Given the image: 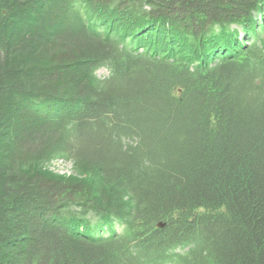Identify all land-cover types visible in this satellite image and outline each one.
Returning a JSON list of instances; mask_svg holds the SVG:
<instances>
[{
	"label": "trees",
	"instance_id": "1",
	"mask_svg": "<svg viewBox=\"0 0 264 264\" xmlns=\"http://www.w3.org/2000/svg\"><path fill=\"white\" fill-rule=\"evenodd\" d=\"M263 17L0 0V264H264Z\"/></svg>",
	"mask_w": 264,
	"mask_h": 264
},
{
	"label": "rangeland",
	"instance_id": "2",
	"mask_svg": "<svg viewBox=\"0 0 264 264\" xmlns=\"http://www.w3.org/2000/svg\"><path fill=\"white\" fill-rule=\"evenodd\" d=\"M262 22H263V27H264V17L261 18ZM97 76L104 78L108 75V70L105 68H101L97 71ZM48 170L50 172H52L55 175H59V176H73V168H72V164L70 161H66V160H56L53 161L52 163H50L47 166ZM119 230V229H118Z\"/></svg>",
	"mask_w": 264,
	"mask_h": 264
},
{
	"label": "water",
	"instance_id": "3",
	"mask_svg": "<svg viewBox=\"0 0 264 264\" xmlns=\"http://www.w3.org/2000/svg\"><path fill=\"white\" fill-rule=\"evenodd\" d=\"M161 224H159V226H160Z\"/></svg>",
	"mask_w": 264,
	"mask_h": 264
}]
</instances>
